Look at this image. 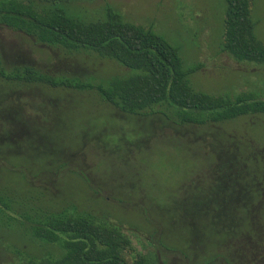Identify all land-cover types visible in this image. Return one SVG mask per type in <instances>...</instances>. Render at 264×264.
I'll list each match as a JSON object with an SVG mask.
<instances>
[{
	"label": "rangeland",
	"instance_id": "374dc122",
	"mask_svg": "<svg viewBox=\"0 0 264 264\" xmlns=\"http://www.w3.org/2000/svg\"><path fill=\"white\" fill-rule=\"evenodd\" d=\"M248 1L253 34L264 45V0ZM105 5L163 37L184 69L198 66L188 75L193 89L264 92V67L220 51L223 0H71L54 7L96 21ZM12 66L93 83L131 73L94 53L48 47L0 26V69ZM153 110L123 114L93 91L0 79V191L15 192L16 203L33 209L74 206L117 225L157 264H264V115L181 125L169 111ZM19 230L0 219V264H17L11 246L42 251ZM239 231L255 236L237 237Z\"/></svg>",
	"mask_w": 264,
	"mask_h": 264
},
{
	"label": "trees",
	"instance_id": "16d2710c",
	"mask_svg": "<svg viewBox=\"0 0 264 264\" xmlns=\"http://www.w3.org/2000/svg\"><path fill=\"white\" fill-rule=\"evenodd\" d=\"M70 1L0 0V26L48 47L94 53L131 73L93 83L50 78L29 66H12L7 71L0 69L3 82L93 91L101 102L128 115H149L155 112L154 108L161 107L181 125L224 123L240 116L264 115V92L230 96L195 90L189 84L188 75L197 71L198 66L184 69L178 50L149 27L125 22L108 5L104 6V18L96 21H83L54 7ZM223 2L220 51L236 63L264 67V45L253 34L249 1ZM157 113L167 117L163 112ZM14 197H18L15 192L6 196L0 191V219L6 217L11 225L21 228V236L30 240L32 248L42 250L36 253L11 246L9 252L17 264H157L153 253L137 251L117 225L87 212H77L74 206L58 211L33 209L23 199L21 204L16 203ZM26 207L33 211L31 216L26 214ZM18 218L30 224L24 226ZM237 225L233 222L227 229ZM244 234L253 235L245 231L236 235L243 237ZM165 249L173 251L169 247Z\"/></svg>",
	"mask_w": 264,
	"mask_h": 264
}]
</instances>
